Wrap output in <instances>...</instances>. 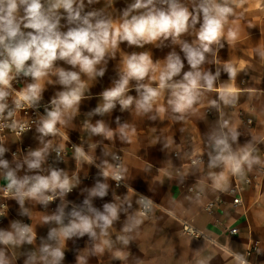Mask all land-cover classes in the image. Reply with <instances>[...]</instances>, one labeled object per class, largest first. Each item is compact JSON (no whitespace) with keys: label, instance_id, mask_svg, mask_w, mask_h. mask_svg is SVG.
<instances>
[{"label":"crops","instance_id":"0c3cea01","mask_svg":"<svg viewBox=\"0 0 264 264\" xmlns=\"http://www.w3.org/2000/svg\"><path fill=\"white\" fill-rule=\"evenodd\" d=\"M134 2L93 0L88 3L84 0V8L98 13L97 18L110 19L113 27H119L123 12ZM178 2L197 16V22L193 25L190 18L187 31L175 39L161 35L148 43L142 41L141 45L121 42L91 74L57 60L48 75L23 83L24 90L33 83L39 85L38 101L53 102L69 88L79 89L80 100L70 108L60 106L56 126L64 137L44 135L40 128L23 136L22 144L29 147L25 161L33 159L30 153L41 151L40 168L29 169L25 161L11 160L8 168H0L11 170L17 179H23L41 176L45 160L54 147L65 149L68 143H73L82 148L84 155L70 156L57 169L62 179L67 177L71 193L64 194L58 188L62 200L53 206L45 209L40 198L29 196L22 204L18 198L8 201V213L0 232H10L18 239L14 226L24 220L31 225L28 235L32 236V242L0 243L7 264H49L50 256L42 259L47 256L42 251L46 245L63 253L58 264H240L237 256H245L250 242H258V248L249 263L264 264V176L258 178L256 185L244 187L241 206H233L227 195L235 181L257 175L264 166V0H229L232 14L223 24L218 42L210 45L211 51L204 54L205 61L197 69L202 73L215 75L219 71L220 74L212 90L199 89L198 99L183 112H175L168 103L172 98L171 89H160L159 78L171 53L180 57L184 67L169 83L183 81L184 73L195 71L188 64L182 45L199 47L203 14L198 9L201 0ZM42 3L47 6V0ZM156 7L166 10L168 5L156 0ZM60 11L64 17L60 21L61 31H67L72 25L67 23L66 13ZM144 11L134 10L130 15ZM23 14L21 9L18 15ZM22 30L31 31L23 26ZM133 54L149 57L152 67L148 75L139 81L130 78L126 91L113 101L114 107L104 111V93L117 87L126 75L125 60ZM226 65L235 69L234 77L225 72ZM61 68L79 73V82L68 87L60 84L55 73ZM101 69L103 75L98 74ZM140 85L159 91L147 112L137 107L143 93ZM221 95L230 102L226 104ZM128 97H132V103L125 108L120 100ZM52 106L53 110L57 107ZM224 121L227 127L223 131L229 135L233 152L251 145L254 149L251 157L258 160L251 168L243 164L242 174H233L230 166L224 164L208 167L209 152L215 155L209 137L219 133ZM100 124L104 132L94 134L91 129ZM230 130L237 133L236 141L231 140ZM5 146L15 148L16 142L9 138ZM117 154L121 156L123 189H115L111 180ZM199 156L204 159L202 164L188 165L190 159ZM210 173L217 178L223 173L224 178L214 181ZM100 184L106 185L103 197L93 194ZM188 187H194L201 197L189 194ZM141 195L156 206L146 217L138 212ZM216 200L219 203L213 213L207 214L204 206ZM106 204L117 208V218L107 228L106 235L100 228H95V238L79 233L64 235V229L74 219L71 215L74 210L94 218L95 213L89 208L104 212ZM55 216H61V222L51 219ZM182 221L188 222L199 236L183 234ZM231 228L237 229V235L227 234Z\"/></svg>","mask_w":264,"mask_h":264},{"label":"clouds","instance_id":"9594fccd","mask_svg":"<svg viewBox=\"0 0 264 264\" xmlns=\"http://www.w3.org/2000/svg\"><path fill=\"white\" fill-rule=\"evenodd\" d=\"M93 0H88L92 3ZM162 4H167L168 8L160 9L156 7V0H135L124 12L122 23L119 27H113V22L110 19L97 18L98 13H84V0H47V6L42 3V0H0V115L7 109L5 99L9 96V92L5 89L10 88V81L13 79L11 75L13 69L17 74L23 73L25 76H30L33 80H39L48 75V71L52 69L54 62L57 60L65 61L73 67L79 66L81 72L94 73L96 65H98L109 53L118 47L119 43L126 41L129 45H141L151 42L163 35L165 38L172 36L174 39L181 33L187 31L189 27V19L194 25L197 22V16L193 15L186 7H183L178 0H159ZM23 9V16L18 13ZM145 9L140 15H130L134 10ZM199 12L203 14V24L198 33L199 47H194L188 43L182 45V51L185 54L188 64L195 71L184 73L183 81L172 82V78L180 74L184 67L180 57L175 53H171L167 57V62L164 70L160 74L159 88L171 89V99L168 103L173 106L175 112H183L187 107H190L197 99L198 90H212L213 84L219 71L215 75L202 73L197 70L205 61V53L211 51L210 45L218 42L220 30L223 24L227 22V18L232 14L233 9L228 6V0H223L222 3L217 0H201L198 5ZM66 13L67 23L72 25L67 31H61L60 21ZM82 13H84L82 15ZM31 29V31H23ZM30 61V63H29ZM126 75L122 77L117 87L104 93L105 105L103 110L108 111L114 107L113 101L119 99L126 91L130 78L137 81L143 80L149 73L152 67V62L146 54L139 56L133 54L125 60ZM225 72L230 77H234L236 72L231 66H225ZM59 78V83L68 87L73 83H78L80 76L77 72L65 71L58 69L55 73ZM103 75L101 69L98 73ZM143 88L142 98L137 102V107L145 112L151 109V102L159 95L157 89L148 85H140ZM139 91V88L137 89ZM40 87L33 83L21 93H17L15 107H22L21 101L29 103L39 99ZM221 99L227 104L230 101L221 95ZM80 100L79 89L69 88L68 91L61 92L57 100H53V104L57 105L56 109L48 113V118L43 120L42 127L39 131L44 134H55L56 123L60 120V106L70 108L74 103ZM120 103L123 107H128L132 103V97L121 99ZM215 105V101H213ZM99 111V109L97 110ZM13 111H8L7 116L12 117ZM17 125L13 122L10 127L15 128ZM21 130L23 126L21 125ZM227 127V121L221 125L219 133H212L209 137L210 147L215 152H209V168L219 167L221 164L230 166L233 174L243 173V164L247 163L249 168L252 164L258 162L251 157L254 149L251 145L243 148L240 152H233L229 143V135L224 133L223 128ZM94 134L104 132L103 125L91 129ZM231 140L236 141L237 133L230 130ZM6 150L0 147V156ZM77 157L83 156L82 149H76ZM33 157L31 160H26L29 169L40 168L43 155L41 151L30 153ZM194 165L199 164V160H193ZM0 166L8 168V162L0 159ZM19 167V165H18ZM107 175V173H105ZM213 180L223 179V173L219 178L214 173H210ZM7 177L10 180L9 189H15V195L19 198V202L23 203V198L29 196L31 198H40L42 203H47L53 197L44 195L47 191H55L57 188L62 191L70 190L68 188V179L65 176L63 179L60 171L52 170L50 176H35L24 177L17 179L15 173L11 170L7 172ZM116 180L121 177L116 175ZM219 187V183L216 184ZM27 187V191L24 189ZM106 185L100 184L98 189L93 191L94 195L103 197L105 195ZM145 203L147 207V202ZM88 205L89 201H85ZM89 211L94 212V218L82 214L80 211H73L71 215L74 219L70 225L64 229V235L70 236L75 233L80 235L88 234L90 237H96L95 228H100L102 234H107L113 220L117 218V208L115 205H104V212L96 211L89 208ZM62 215V210H61ZM46 221L49 218H45ZM58 223L61 222V216H55ZM16 227V235L14 238L12 233L0 232V243L19 244L32 242V236L28 235L30 229L25 227ZM125 228V231H128ZM121 239H124L121 237ZM127 243V240H124ZM42 251L47 256L42 259L47 260L51 257L49 264H58L62 259L63 253L59 248L51 249L49 246H44ZM240 264H244L243 258L237 256ZM0 264H7L4 253L0 251Z\"/></svg>","mask_w":264,"mask_h":264},{"label":"built area","instance_id":"2783aa9c","mask_svg":"<svg viewBox=\"0 0 264 264\" xmlns=\"http://www.w3.org/2000/svg\"><path fill=\"white\" fill-rule=\"evenodd\" d=\"M217 2L222 3L223 0H217ZM228 6L231 7V4L228 0ZM11 75L13 76V79L10 81L11 87L5 89L9 92V96L5 99L4 103L7 104V109L5 112L0 115V147H3L6 151L2 156H0V159L6 160L7 162L9 160L11 161H19L24 162L25 161V153L29 150L28 146H25L22 144V138L25 134L32 132L33 130L37 128L42 127L43 120L48 118V113L53 110V104L52 102H44V101H38L36 100L31 105L29 103L21 101L22 107L17 109L15 107V101L17 100L18 96L17 93L24 92L23 89V83L26 81L31 80L32 77L25 76L23 73L17 74L15 72V69H13ZM13 111V116L8 117L7 112ZM17 125L15 128L10 127V125L13 124ZM247 123L250 124L251 122L247 120ZM23 126V130H21L20 126ZM56 133L55 134H49V135H55L59 137H64V135L61 133V131L56 126ZM13 139L16 142L15 148H8L5 146V142L9 139ZM79 148L73 143H68L65 149L62 148H52L50 151V155L46 158L43 170L41 171V176L48 177V175L51 173L52 170H57L64 162L70 157L75 156L76 149ZM82 149V148H80ZM83 151V150H82ZM193 160H199L200 163L194 165L192 163ZM114 166H113V173L111 175V180L113 183V186L115 189H123L125 187L123 176L121 173V156L115 155L114 156ZM204 162V159L202 157H195L193 159H190L188 162L189 166H197ZM2 167V166H1ZM116 175H119L121 177L120 180L114 179ZM260 176H264V166L260 167L258 170V174L246 177L242 180V182L235 181L233 185L227 190V195L231 198V203L233 206H241L242 205V198L241 194L244 189V187H250L253 185H256V182ZM0 177L2 178L3 182L0 184V225L4 223V219L6 214L8 213V201L11 198H18L15 195V189H9L8 187V177H7V171L4 168H0ZM24 191H27V187ZM187 192L189 194L194 195L197 198L201 197V193L196 191L194 187H188ZM64 194H70L71 190L63 191ZM46 196L53 197L51 200H49L47 203H42L43 208H49L56 204L58 200H62L61 194L58 191V188L55 191H47L44 193ZM28 196H25L23 198V201L26 200ZM19 199V198H18ZM147 202V207L145 206V203H142L141 201ZM217 203L219 201H213L209 202L204 206V211L207 214H212L213 210L217 206ZM138 204H139V215L142 217L148 216L151 211L156 207L147 197L141 195L138 197ZM27 227L30 229L31 232V225L27 221H20L18 222V227ZM181 229L183 234L188 236H199V233L186 221L181 222ZM29 232V233H30ZM237 229L231 228L227 230V234L229 236H235L237 235ZM28 233V234H29ZM258 248V242H250L249 246L246 250L245 256L243 257L244 264H250L249 258L257 252Z\"/></svg>","mask_w":264,"mask_h":264},{"label":"rangeland","instance_id":"374dc122","mask_svg":"<svg viewBox=\"0 0 264 264\" xmlns=\"http://www.w3.org/2000/svg\"><path fill=\"white\" fill-rule=\"evenodd\" d=\"M96 10H97V9H96ZM87 12H89V9H88L87 7H85V8H84V13H87ZM90 12H91V10H90ZM84 13H82V15H83Z\"/></svg>","mask_w":264,"mask_h":264}]
</instances>
